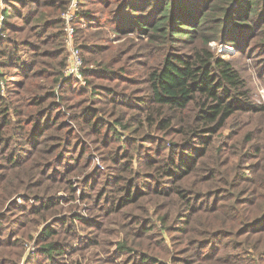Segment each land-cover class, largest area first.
<instances>
[{
  "label": "trees",
  "instance_id": "16d2710c",
  "mask_svg": "<svg viewBox=\"0 0 264 264\" xmlns=\"http://www.w3.org/2000/svg\"><path fill=\"white\" fill-rule=\"evenodd\" d=\"M71 1L0 6V264H264V0H78L86 86Z\"/></svg>",
  "mask_w": 264,
  "mask_h": 264
},
{
  "label": "rangeland",
  "instance_id": "374dc122",
  "mask_svg": "<svg viewBox=\"0 0 264 264\" xmlns=\"http://www.w3.org/2000/svg\"><path fill=\"white\" fill-rule=\"evenodd\" d=\"M77 6H78V11H80L81 9L79 7L78 0H77ZM78 14L79 13H77L75 15L74 22L75 23L78 22L80 25H82L84 27H87L88 23L85 21L84 18H81V16L78 15ZM62 17H63V15H62ZM83 22H84V24H83ZM65 28H66V23L64 24V29ZM4 33H5L6 36L5 37L0 36V40H3V39L7 38V32L5 31ZM66 40H67V33H66ZM65 43H66V41H65ZM75 43H76V35H75ZM212 46H213V48L214 47L217 48V50L220 51L221 54H225V53L231 54V53L235 52V48L233 46H231V45H227V44L215 45L214 43H212ZM247 62L249 64L248 65L249 66V69H248L249 75H251V77H253L255 79V80L251 81V84H252L253 88L255 89V98L259 102L264 104V86L262 84L258 83V81L255 78V71H254V67H253V61L250 60V59H247ZM64 74H65V72H64ZM9 75H10V73L5 68L0 66V82H3V84L1 83V94L2 95L6 94V83H7V80L9 79ZM71 77L78 79L81 82L82 85L86 86L87 83H86L82 73H81V77L69 76V77L66 78L64 76L62 81H65L66 79H69ZM3 85H4V87H3ZM60 87H61V84H59L56 87V90H58ZM89 158L92 161L93 168H96L98 170H104L105 169V165H104L103 161L101 160V158L95 152L91 153L89 155ZM78 194H80V190H79ZM61 196L63 197V200L65 202L66 199H67V195L63 194ZM72 203H77L79 206L84 204V203H82L79 200L73 201ZM64 204H65V206H67L69 203H64ZM84 210H86V209H82L81 210V209L77 208V209H74L73 213L75 214V213L81 211V213L84 214V216H87ZM26 246H27L26 254L24 255V257H23V259H22L20 264H25V261L30 257L29 255L32 254L36 250L35 242L28 243Z\"/></svg>",
  "mask_w": 264,
  "mask_h": 264
},
{
  "label": "built area",
  "instance_id": "2783aa9c",
  "mask_svg": "<svg viewBox=\"0 0 264 264\" xmlns=\"http://www.w3.org/2000/svg\"><path fill=\"white\" fill-rule=\"evenodd\" d=\"M4 0H0V6L3 7ZM78 13V6L77 0H72L69 8L63 13V18L66 23V33H67V40L66 46L69 51V57L67 59V66L65 69V77L69 76H77L81 77V68L83 65V60L81 58L80 49L76 46L75 43V26L72 24L75 19V15ZM5 24V15L1 12L0 13V36L5 37V33L3 32V26ZM84 24V22H83ZM3 82H0V84ZM4 87V85H3Z\"/></svg>",
  "mask_w": 264,
  "mask_h": 264
}]
</instances>
